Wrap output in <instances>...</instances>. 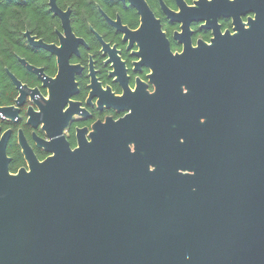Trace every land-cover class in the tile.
<instances>
[{
    "label": "water",
    "instance_id": "95a60500",
    "mask_svg": "<svg viewBox=\"0 0 264 264\" xmlns=\"http://www.w3.org/2000/svg\"><path fill=\"white\" fill-rule=\"evenodd\" d=\"M158 35V81L169 105L191 104L189 139L155 167L120 134L122 148L104 137L0 172V264H264V2L197 52Z\"/></svg>",
    "mask_w": 264,
    "mask_h": 264
},
{
    "label": "flooded vegetation",
    "instance_id": "af4514ba",
    "mask_svg": "<svg viewBox=\"0 0 264 264\" xmlns=\"http://www.w3.org/2000/svg\"><path fill=\"white\" fill-rule=\"evenodd\" d=\"M143 1L153 24L128 0H95L92 14L55 0L61 15L48 0L51 31L21 32L10 66L0 63L1 173L15 175L29 170L33 158L42 162L104 137L122 148L120 134L127 138L125 153L153 158L150 167L162 164L165 149H182L189 139L184 117L195 115L191 104L178 108L164 96L158 31L172 55L197 52L247 28L264 0ZM26 31L53 50L31 43Z\"/></svg>",
    "mask_w": 264,
    "mask_h": 264
},
{
    "label": "trees",
    "instance_id": "16d2710c",
    "mask_svg": "<svg viewBox=\"0 0 264 264\" xmlns=\"http://www.w3.org/2000/svg\"><path fill=\"white\" fill-rule=\"evenodd\" d=\"M95 0H59L76 11L90 14L95 11ZM48 0H0V63L10 66L15 53V41L21 40V32L28 29L40 35L51 31L53 16L48 10Z\"/></svg>",
    "mask_w": 264,
    "mask_h": 264
}]
</instances>
